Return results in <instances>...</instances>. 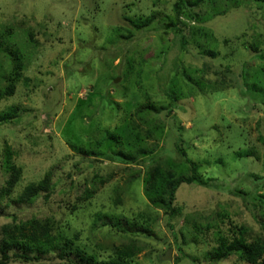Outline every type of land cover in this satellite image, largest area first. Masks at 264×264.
<instances>
[{
  "label": "rangeland",
  "instance_id": "obj_1",
  "mask_svg": "<svg viewBox=\"0 0 264 264\" xmlns=\"http://www.w3.org/2000/svg\"><path fill=\"white\" fill-rule=\"evenodd\" d=\"M174 2L0 0V89L14 84L0 97V113L11 114L0 121V226L51 218L58 237L40 262L8 264H80L76 248L122 264H209L214 230L193 228L217 214L221 228L231 221L248 242L264 239V8L243 2L211 16L205 5L200 16L182 15L177 32ZM140 14L156 20L126 39L111 36L116 24L130 27L124 16ZM210 48L215 55L204 52ZM16 62L20 76L13 78ZM221 75L229 80L224 88ZM143 102L154 106L139 110ZM120 150L128 160L105 157ZM6 159L21 169L10 189ZM187 159L200 179L181 184L179 214L168 219L167 174H188ZM49 170V199L20 202L22 189ZM107 215L128 231L105 223ZM64 238L72 255L59 259ZM168 249L170 260L162 258ZM217 264L251 262L232 255Z\"/></svg>",
  "mask_w": 264,
  "mask_h": 264
},
{
  "label": "trees",
  "instance_id": "obj_2",
  "mask_svg": "<svg viewBox=\"0 0 264 264\" xmlns=\"http://www.w3.org/2000/svg\"><path fill=\"white\" fill-rule=\"evenodd\" d=\"M255 2L262 8H264V0H222L219 2L218 0H175L173 3V11H174V17H175V25L174 29L177 30V32H182L183 28L185 27L183 21H181V16L184 15L187 18H193L197 15H201L203 13L202 7H205V5L212 8V10L209 12L210 15H214L216 13H224L228 8L237 6L238 3L243 2ZM220 3V4H218ZM215 5H222L221 7L223 10L215 8ZM129 6V4H128ZM199 10H201L200 13ZM218 10V11H217ZM206 14V13H205ZM144 15V16H143ZM209 15V16H210ZM125 20L129 23V26H125L122 24H116L111 29V36L116 39H126L127 34L134 29H142L143 27H147L152 22H154V15H145L140 14L138 16L134 17H125ZM183 27V28H181ZM191 29H189V32H191ZM201 35H207L206 29H199ZM132 33V31H131ZM9 33L5 32V35H1L3 38H8ZM181 38H186V35H180ZM261 36H259V39ZM0 44L3 45L1 42ZM9 44V43H6ZM253 44V45H252ZM252 44H249V47L253 51H258V47L256 42H253ZM10 46L12 44H9ZM13 47H9L12 51L16 49L14 45ZM10 49L6 50L10 51ZM17 50V49H16ZM18 51V50H17ZM204 52L215 55V51L210 49L204 50ZM16 70L11 71L13 73V78L17 75L20 76V64L16 62ZM183 74L181 72L180 74V80H183V83L185 86L189 88V82L191 80L189 73L186 72L184 69H182ZM192 72V71H191ZM183 77V79H182ZM7 79V78H6ZM11 79V77H10ZM220 87L224 88L226 84L229 83L228 79L224 80V77L221 75V77L217 78ZM204 79H200V82L202 83ZM203 84V83H202ZM14 89L13 82H7L4 89H0V97L3 95L11 94ZM181 96L179 93H172V98H179ZM145 105H142L141 108H138L139 110H146V109H152L151 107L154 106L152 103L149 102H143ZM172 104V103H171ZM168 110H171V105L166 106ZM11 114L9 111H4L0 113V121H5L9 119ZM73 152H78L85 156H93L94 152L88 149H83L80 147H77L75 145H70ZM101 153V152H100ZM182 155L185 153L180 151ZM109 160H112L113 158L117 159H123L128 160L129 158L124 155L123 151H119L118 155L110 154L105 156ZM9 159V158H7ZM6 159V160H7ZM187 162L189 163V173L186 175H177L176 177L172 173L167 174V182L166 187L164 189L165 194V210L166 215L169 218L176 217L179 214L180 207H178L175 204L176 199V192L178 191L181 184L190 185L195 181H198L200 179V175L198 173V168L196 164L191 161L190 159H187ZM19 167H16L13 164H9L8 160L6 161L5 169L8 173V180L6 181V188L10 189L14 185H16L20 179L19 170L21 169ZM52 171L49 170L44 174L42 179L31 182L27 184L19 194L20 198L18 199L22 203H33L34 200L38 197H43L44 200H48L51 193H52V187L53 183L51 181L52 177ZM14 190H11L9 194H12ZM7 194L5 197H8ZM12 200V199H11ZM220 214H217L214 216V218L207 222L204 227L196 226L194 225L193 231L200 234L202 232L211 233V230H214V235H212V238L208 240L207 244L210 245V249L206 254L207 261L209 264H217L219 261H223L227 258H229L232 255H236L240 260L244 262H251V264H264V239H256L253 242H248L246 238L243 236V231L241 227L237 226V224L231 223V221H228L226 228H221L220 225L217 224L216 218L219 217ZM101 218V217H100ZM112 217L105 216V223H110L111 226H115L114 228H117L121 232L128 231L125 227H118L116 224L113 223L111 220ZM104 219V216L103 218ZM52 221L51 218H42L38 219L36 216L31 217L30 219L25 220H18L15 222H11L9 224H4L0 226V264H8L10 261L13 260H19L24 262H31V263H37L40 262L42 257L49 253L50 251L56 249L58 247L57 239L58 237L56 235L51 234V224ZM104 223V221H102ZM262 231H264V220H260L259 222ZM168 227L170 229L173 228V225L168 222ZM59 237L61 234L57 233ZM175 236V235H174ZM72 242L70 240H67L64 238L63 245L59 248V251L56 253L57 257L59 259H67L68 254H71L72 251ZM178 250H180V247L178 246ZM76 255V259L78 263L80 264H122L114 259L110 260H98L95 258V255H88L86 256L85 253L76 248L73 250ZM118 254L122 257H131V253L128 252L126 254L124 251L118 252ZM121 257V258H122ZM177 259L176 261H178Z\"/></svg>",
  "mask_w": 264,
  "mask_h": 264
},
{
  "label": "water",
  "instance_id": "obj_3",
  "mask_svg": "<svg viewBox=\"0 0 264 264\" xmlns=\"http://www.w3.org/2000/svg\"><path fill=\"white\" fill-rule=\"evenodd\" d=\"M169 253H170V249H168V250L166 251V253L164 254V256H163L162 258H163V259L170 260V255H169Z\"/></svg>",
  "mask_w": 264,
  "mask_h": 264
}]
</instances>
